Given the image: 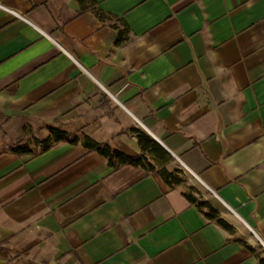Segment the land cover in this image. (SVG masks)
<instances>
[{
	"label": "crops",
	"instance_id": "obj_1",
	"mask_svg": "<svg viewBox=\"0 0 264 264\" xmlns=\"http://www.w3.org/2000/svg\"><path fill=\"white\" fill-rule=\"evenodd\" d=\"M86 8L0 0V118L38 144L52 130L77 141L0 151V264L264 262V0ZM133 131L195 178L218 219L81 144L134 158Z\"/></svg>",
	"mask_w": 264,
	"mask_h": 264
},
{
	"label": "trees",
	"instance_id": "obj_2",
	"mask_svg": "<svg viewBox=\"0 0 264 264\" xmlns=\"http://www.w3.org/2000/svg\"><path fill=\"white\" fill-rule=\"evenodd\" d=\"M77 1L80 4L82 12L87 9L86 5L88 3L92 4V0ZM94 14L100 21L104 22L106 20V16L102 11L95 10ZM132 133H134L137 138V144L140 151L139 156L134 158L129 157L117 150H113L107 145L96 144L88 138H84L81 144L87 150L96 152L104 159H106L109 167L114 168L116 166H131L141 168L150 173H153L155 167H158L161 168L159 177L162 179V181H164L168 186H178L181 183L180 180L174 178L173 173H170L165 169V166L171 163L174 159L146 134L139 131H133ZM66 137L67 135L65 133L52 130L50 138L40 143L42 146V150H47L51 145L60 141H64ZM76 142V139H73L71 141V143L73 144H75ZM13 152L22 154L29 151L26 146H23L14 150ZM184 197L186 198V200H188L189 203L194 204L192 196L184 194ZM204 216L208 219L216 220L215 216L217 215L212 209L209 208V213L204 214ZM218 224L225 230L230 231V227L226 225L222 220H218ZM260 263L264 264L263 261H260Z\"/></svg>",
	"mask_w": 264,
	"mask_h": 264
},
{
	"label": "rangeland",
	"instance_id": "obj_3",
	"mask_svg": "<svg viewBox=\"0 0 264 264\" xmlns=\"http://www.w3.org/2000/svg\"><path fill=\"white\" fill-rule=\"evenodd\" d=\"M73 139H75L73 135H68L65 138L67 141ZM23 145L30 148L32 152L42 149L41 144H38L24 128L20 130L18 126L0 118V151H14ZM165 167L166 170L173 173L174 178L180 180L181 183L178 186L182 188L184 194L192 196L194 205L205 213H209V208L205 203L206 193L195 178L175 159ZM160 171L161 168L155 167L153 173L159 176ZM215 217L218 219L217 216ZM262 252L264 254V251Z\"/></svg>",
	"mask_w": 264,
	"mask_h": 264
}]
</instances>
